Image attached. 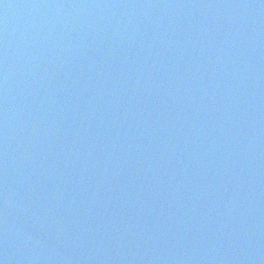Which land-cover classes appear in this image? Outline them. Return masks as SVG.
Instances as JSON below:
<instances>
[{
	"label": "water",
	"instance_id": "water-1",
	"mask_svg": "<svg viewBox=\"0 0 264 264\" xmlns=\"http://www.w3.org/2000/svg\"><path fill=\"white\" fill-rule=\"evenodd\" d=\"M0 264H264V0H0Z\"/></svg>",
	"mask_w": 264,
	"mask_h": 264
}]
</instances>
